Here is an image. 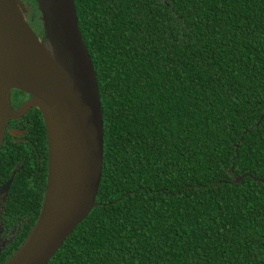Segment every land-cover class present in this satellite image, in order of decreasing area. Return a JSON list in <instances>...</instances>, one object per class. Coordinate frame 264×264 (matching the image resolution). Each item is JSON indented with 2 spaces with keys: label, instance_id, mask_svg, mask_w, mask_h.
<instances>
[{
  "label": "trees",
  "instance_id": "trees-1",
  "mask_svg": "<svg viewBox=\"0 0 264 264\" xmlns=\"http://www.w3.org/2000/svg\"><path fill=\"white\" fill-rule=\"evenodd\" d=\"M73 3L101 110L98 205L45 264H264V0ZM47 158L13 179L4 207L29 199L31 220L5 257L37 217Z\"/></svg>",
  "mask_w": 264,
  "mask_h": 264
},
{
  "label": "water",
  "instance_id": "water-1",
  "mask_svg": "<svg viewBox=\"0 0 264 264\" xmlns=\"http://www.w3.org/2000/svg\"><path fill=\"white\" fill-rule=\"evenodd\" d=\"M42 19L46 44L31 30L17 0H0V144L10 120L37 108L58 130L57 160L51 159L47 139L45 189L39 212L29 232L2 264H45L60 248L77 224L97 206L95 197L102 164V120L97 83L82 41L73 0H34ZM26 42L44 48L52 59H60L67 71L63 86L52 81L36 84L20 77L6 55ZM1 45V44H0ZM11 90L29 99L12 109ZM245 174L234 176L240 182ZM9 178L3 189H7ZM264 186L263 180H258Z\"/></svg>",
  "mask_w": 264,
  "mask_h": 264
},
{
  "label": "flooded vegetation",
  "instance_id": "flooded-vegetation-1",
  "mask_svg": "<svg viewBox=\"0 0 264 264\" xmlns=\"http://www.w3.org/2000/svg\"><path fill=\"white\" fill-rule=\"evenodd\" d=\"M29 97L28 94L21 91L11 90L9 93L11 108L15 109L22 105ZM34 112L37 113L38 119L30 116ZM7 134L11 141L7 147L12 148L13 154L10 158L7 157L4 168L0 170V264L9 257L5 256L14 248L17 236L24 228L25 223L31 220L29 199L26 202L27 210L24 212L19 208L22 196L16 202V207L8 206L6 209L4 207L13 179L20 171H23L28 178L32 174L35 178L42 167L45 154L47 155L46 128L40 111L35 107L29 108L20 118L8 121L3 141ZM42 134L43 140H39L38 136ZM9 178L11 181L5 190L3 186Z\"/></svg>",
  "mask_w": 264,
  "mask_h": 264
},
{
  "label": "bare ground",
  "instance_id": "bare-ground-1",
  "mask_svg": "<svg viewBox=\"0 0 264 264\" xmlns=\"http://www.w3.org/2000/svg\"><path fill=\"white\" fill-rule=\"evenodd\" d=\"M0 48L7 49L8 43L6 40L0 43ZM26 45L32 47L30 50L15 49L8 55L6 59L14 68L15 72L22 78L41 84L45 81H52L60 86L66 82L67 71L60 59H52L44 48L37 47L33 43L26 42ZM47 139L49 143V151L52 161L57 160V152L59 149L57 136L58 130L53 128L50 120H46Z\"/></svg>",
  "mask_w": 264,
  "mask_h": 264
},
{
  "label": "rangeland",
  "instance_id": "rangeland-1",
  "mask_svg": "<svg viewBox=\"0 0 264 264\" xmlns=\"http://www.w3.org/2000/svg\"><path fill=\"white\" fill-rule=\"evenodd\" d=\"M20 4V3H19ZM21 5V4H20ZM21 10L24 11L25 8L23 5L20 6ZM28 18V19H27ZM25 21L27 22V24L29 25V27L31 28V30L33 31V33L41 40L45 43V45H47L46 43V39L44 37L43 34V28H42V19H41V14L39 12V10H37V14L32 18L31 16L28 17V15H26V17L24 18ZM30 21V22H29Z\"/></svg>",
  "mask_w": 264,
  "mask_h": 264
}]
</instances>
